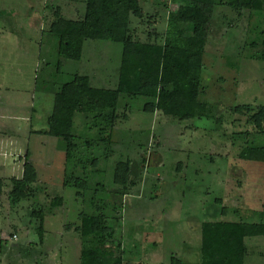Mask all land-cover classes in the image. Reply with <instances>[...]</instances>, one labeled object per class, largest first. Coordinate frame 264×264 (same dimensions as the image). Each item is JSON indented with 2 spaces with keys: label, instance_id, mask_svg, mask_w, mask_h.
Here are the masks:
<instances>
[{
  "label": "rangeland",
  "instance_id": "obj_1",
  "mask_svg": "<svg viewBox=\"0 0 264 264\" xmlns=\"http://www.w3.org/2000/svg\"><path fill=\"white\" fill-rule=\"evenodd\" d=\"M85 1L0 0V178L7 183L0 196V264H81L82 238L74 228L81 213L98 214L99 203L124 264H171L173 257L202 264V225L221 221H243L244 264H264V163L241 158L248 147H264V132L249 114L235 112L264 108V61L254 58L264 41V0L240 16L228 7L215 10L200 97L208 118L148 113L150 99L122 95L119 113L128 108V119L117 123L109 145L88 147L97 131L77 115L74 134L82 138L69 161L67 143L49 134L56 95L75 74L89 76L94 87L116 89L123 50L121 43L88 40L82 61L59 56L48 7L59 6L67 19L77 20L85 15ZM140 3L146 18H131L135 38L146 42L154 31L163 36L178 5ZM125 161L132 162L128 193L114 181L116 165ZM26 162L36 168L37 180L30 184L32 195L14 205L12 179L24 176ZM85 175L84 199L65 181ZM56 198L63 204L52 207ZM35 209L45 211L43 228Z\"/></svg>",
  "mask_w": 264,
  "mask_h": 264
},
{
  "label": "trees",
  "instance_id": "obj_2",
  "mask_svg": "<svg viewBox=\"0 0 264 264\" xmlns=\"http://www.w3.org/2000/svg\"><path fill=\"white\" fill-rule=\"evenodd\" d=\"M172 1L178 6L168 15L164 35L160 37L157 32H151L146 42L135 38L131 25L132 17L142 21L146 18L140 0H86L85 15L77 20L67 19L59 6H47L53 11L49 32L59 38L58 53L62 59L81 61L88 40L113 41L123 47L116 89L94 87L89 76L75 74L56 95L48 121L49 134L67 143L69 161L77 149L76 141L82 138L74 134L77 115L84 116L80 121L89 122L88 129L97 131L96 138L87 143L88 147L109 145L117 123L128 119V108L125 114L119 113L122 95L131 99H150L144 107L148 113L161 112L180 121L208 118L209 107L201 102L200 97L204 91L203 58L215 10L228 7L240 16L254 9L255 0ZM261 45V52L254 58L264 61V41ZM252 46L259 47V44L253 43ZM235 112L249 114V122L264 132V108L254 113L251 106H240ZM241 158L264 163V147H248L242 151ZM131 168V161L119 162L115 167V184L126 193L133 184ZM86 178V175L76 179L68 177L65 184H74L79 189V196L85 199L83 193L89 189ZM36 180V168L26 162L23 178L12 179L11 202L17 205L32 195L30 184ZM6 187L7 183L0 178V196ZM216 201L222 203L219 199ZM62 204L63 199L56 198L52 207ZM95 207L98 214L81 213L80 225L74 228L82 238L81 264H124L121 246H113L115 231L107 225V216L101 211L103 205L99 203ZM226 214L223 207L222 215ZM33 215L41 220L43 228L45 211L35 209ZM71 228L70 225L68 230ZM246 239L247 229L243 221L205 222L202 225V264H244L248 254ZM171 264L183 262L173 257Z\"/></svg>",
  "mask_w": 264,
  "mask_h": 264
},
{
  "label": "crops",
  "instance_id": "obj_3",
  "mask_svg": "<svg viewBox=\"0 0 264 264\" xmlns=\"http://www.w3.org/2000/svg\"><path fill=\"white\" fill-rule=\"evenodd\" d=\"M83 53H84V51H83ZM84 56V55H83ZM83 59V58H82ZM82 61V60H81ZM119 73H120V70H119ZM108 80V79H107ZM118 80H119V76H118ZM117 85H118V81H117V84H116V87L115 88H117ZM106 89H108V88H106ZM23 178V177H22ZM22 178H20V179H22ZM16 179H18V178H16ZM5 181V180H4Z\"/></svg>",
  "mask_w": 264,
  "mask_h": 264
}]
</instances>
